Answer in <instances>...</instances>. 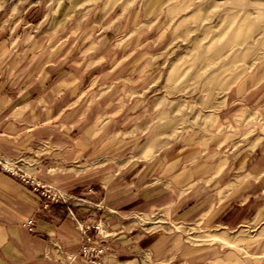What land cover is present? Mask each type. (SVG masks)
<instances>
[{
    "label": "crops",
    "instance_id": "1",
    "mask_svg": "<svg viewBox=\"0 0 264 264\" xmlns=\"http://www.w3.org/2000/svg\"><path fill=\"white\" fill-rule=\"evenodd\" d=\"M27 1L0 0V154L87 202L73 213L107 224L104 264H264V63L230 87L215 124L158 137L148 58L171 30L185 31L180 18L170 25L175 0H143L108 27L97 2L46 11ZM40 201L0 169V264H67L55 246L78 253L68 207L42 210ZM157 211L196 225L208 242L129 219ZM241 228L252 233L247 254L219 253L221 238L232 247L228 236Z\"/></svg>",
    "mask_w": 264,
    "mask_h": 264
},
{
    "label": "rangeland",
    "instance_id": "2",
    "mask_svg": "<svg viewBox=\"0 0 264 264\" xmlns=\"http://www.w3.org/2000/svg\"><path fill=\"white\" fill-rule=\"evenodd\" d=\"M90 1L97 2L100 11L109 13L108 18L112 19L106 21L108 27L116 16L126 14L143 0ZM61 2L65 0H28L25 7L35 4L41 10L49 11V7ZM156 2L157 0H153V3ZM175 2L176 6L171 11L174 20L170 25L176 26L180 18L185 31L182 33V30H171L158 50L150 53L148 58L150 66L146 78L148 84L145 87L154 96L153 122L158 137L161 130H170L169 134H161L162 136L173 137L176 135V126L215 124L216 112L223 108V99L230 87L252 68L264 63V0ZM177 2L181 4L180 8ZM94 23L89 20L91 31H94ZM137 56L140 58V54ZM144 81L145 79L143 83ZM234 124L239 130L241 118ZM229 128L232 127L229 125ZM149 221L155 226L160 225L155 230L162 228V232H179L185 237L187 244L208 242L203 239L207 238L206 234L195 229L196 225L168 219L162 212L150 215ZM251 234L242 228L229 234L232 247L225 246L227 237L221 238V245L224 247L219 253L228 250L239 256L247 254L246 242ZM243 242L245 246L242 245ZM235 263L241 261L235 259Z\"/></svg>",
    "mask_w": 264,
    "mask_h": 264
},
{
    "label": "built area",
    "instance_id": "3",
    "mask_svg": "<svg viewBox=\"0 0 264 264\" xmlns=\"http://www.w3.org/2000/svg\"><path fill=\"white\" fill-rule=\"evenodd\" d=\"M33 167V163L24 161V158H12L0 154V169L19 177L33 192H35L40 201L42 210H49L53 204H61L68 207V212L72 215L75 225L79 230L81 238V246L77 254H67L62 252L59 246H55L56 251L62 256L67 264H72L76 256L87 264H104V256L106 252H112L104 240L113 238L111 231H108L107 224L102 219L93 220L90 218L83 219L74 215V208H88L87 202L73 194L63 192L53 185L43 183L27 172L22 165ZM129 219L136 224H150L149 216L142 213H134ZM27 227L31 232L35 231L33 219L27 221Z\"/></svg>",
    "mask_w": 264,
    "mask_h": 264
}]
</instances>
